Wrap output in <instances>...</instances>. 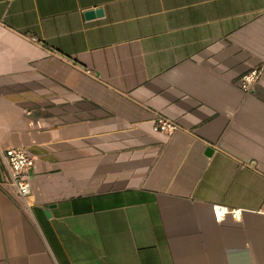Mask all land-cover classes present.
Masks as SVG:
<instances>
[{
	"label": "crops",
	"instance_id": "0c3cea01",
	"mask_svg": "<svg viewBox=\"0 0 264 264\" xmlns=\"http://www.w3.org/2000/svg\"><path fill=\"white\" fill-rule=\"evenodd\" d=\"M0 264H264V0H0Z\"/></svg>",
	"mask_w": 264,
	"mask_h": 264
},
{
	"label": "built area",
	"instance_id": "2783aa9c",
	"mask_svg": "<svg viewBox=\"0 0 264 264\" xmlns=\"http://www.w3.org/2000/svg\"><path fill=\"white\" fill-rule=\"evenodd\" d=\"M261 69H253L244 74L239 79V87L246 93L254 90L255 85L260 80ZM179 129L177 123L158 116L153 125V131L158 134L170 135ZM3 161L6 165L13 186L16 188L18 196L22 200H27L32 194L31 173L35 168V158L21 148H8L3 153ZM214 216L217 222H222L227 216L234 220H240L241 210H230L225 206L215 205L213 207Z\"/></svg>",
	"mask_w": 264,
	"mask_h": 264
},
{
	"label": "water",
	"instance_id": "95a60500",
	"mask_svg": "<svg viewBox=\"0 0 264 264\" xmlns=\"http://www.w3.org/2000/svg\"><path fill=\"white\" fill-rule=\"evenodd\" d=\"M101 15L102 14V12L99 10V11H97L96 13L95 12H88L87 14H86V16L88 17V18H93L95 15ZM211 152V150H208L207 151V153L209 154ZM47 215H49L48 213H47Z\"/></svg>",
	"mask_w": 264,
	"mask_h": 264
}]
</instances>
